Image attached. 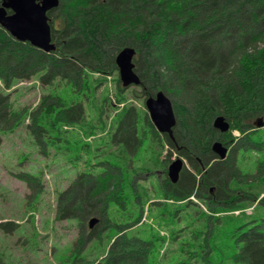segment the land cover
Listing matches in <instances>:
<instances>
[{
    "label": "trees",
    "instance_id": "1",
    "mask_svg": "<svg viewBox=\"0 0 264 264\" xmlns=\"http://www.w3.org/2000/svg\"><path fill=\"white\" fill-rule=\"evenodd\" d=\"M48 16L56 46L49 52L16 40L0 26V79L4 84L8 85L12 79L24 81L38 76L42 85L48 86L57 79L74 87L71 90L77 96L92 87L89 74L114 72L117 52L126 46L133 47L135 71L140 78L138 92L144 98L158 91L170 96L176 116L173 137L164 134L158 138L151 133L147 148L157 158L158 148L169 145L187 158L194 170L184 167L179 179L172 183L166 174L168 159L155 160L164 166L161 170L164 177L157 178L160 198L177 205L164 212L170 219L175 218L178 211L195 204L191 196L205 200L209 207L208 213L194 209L205 220L202 229L196 228L195 244L179 239L180 244L174 250L169 242L161 257L158 252L164 236L140 237L138 233L129 234L128 226L117 225L106 251L92 264H193L194 260L220 264L229 258L239 264H264V207L262 214L243 216L233 224H223L220 216H214L221 211L240 213L244 201L258 197L244 191V186L249 188L252 182L241 178L250 173L242 174L238 168L241 162L238 154L252 150L255 145L262 146L263 159L259 156L255 161L254 174L264 171V141L253 136V121L264 118V0H59ZM119 83L117 79L120 88ZM48 95L42 97L32 112L27 127L35 138L56 143L52 138L58 136L50 134L54 135V128L80 121L82 103L75 100L67 106L60 97L45 103L47 97L51 98ZM104 101L106 98L102 99L103 104ZM21 115L13 110L9 93L0 92V131L16 126ZM217 115H223L230 123L227 132L220 133L213 126ZM140 121L136 109L123 108L109 143L102 148L96 146L93 152L85 150L91 157L99 156V161H84L83 170L77 172L72 185L57 198V219L82 222L86 216L100 217L87 232L86 240L94 237L99 224L101 231L106 230L102 224L105 218L110 221V204L122 208L129 204V199L119 192L123 190V170L127 168L126 151L129 148L137 152L147 138L140 139ZM145 123L156 131L151 122ZM234 129L240 132L239 136L231 134ZM215 140L231 146L223 159L211 150ZM113 144L117 149H112ZM109 154L112 160L103 159ZM72 163L78 167L77 159ZM21 177L30 184L38 182L35 174ZM128 188L133 191L131 197L142 203L144 197L136 188L131 185ZM258 203L264 206V197ZM130 215H136L135 222L138 221L135 210ZM187 216L183 214L184 218ZM190 217L194 219L197 215ZM11 224L8 221L2 226ZM217 224L222 226L221 233L217 228L214 230ZM187 226L169 232L171 237L178 236ZM220 235L226 236L228 250L234 248L229 258H218L213 249ZM79 244L77 252L83 249V242ZM175 251H179L178 256Z\"/></svg>",
    "mask_w": 264,
    "mask_h": 264
},
{
    "label": "rangeland",
    "instance_id": "2",
    "mask_svg": "<svg viewBox=\"0 0 264 264\" xmlns=\"http://www.w3.org/2000/svg\"><path fill=\"white\" fill-rule=\"evenodd\" d=\"M117 79H119L117 69L114 72L111 71L109 75L91 73L89 81L92 87L77 96L71 90L74 87L57 79L48 86L42 85L38 76L24 81L12 79L8 85H5L4 81L0 79V92L9 93L13 110L22 114L15 123L16 126L7 129L6 132L0 131V264H92L106 251L110 242L109 238L117 231V225L128 226L126 230L129 234L138 233L140 237L152 234L164 236V241L158 252V256L161 254V257H164L163 251L166 250L165 246L169 245V242L175 248L174 250H177L178 243L180 244L179 239H182V242L190 243V245L197 243L196 228L202 229L205 220L201 215L196 214L194 209L201 208L208 213V204H205L203 199L195 198V201L192 200L195 204H188L184 211H178L175 218L170 219L164 211L170 206L173 208L177 205L169 200L164 202L161 200L157 183L158 177L161 179L164 177L161 171L164 166L158 162L160 159H168L167 167L170 161L181 157L186 168L194 172L192 164L169 145L158 148V157L154 156L155 152L147 148L151 133L158 138L160 135L163 137L164 134L156 129V131L150 130L149 124L145 123L146 120L151 122V119L145 106V98L138 92L140 88L134 85L123 86L120 80L119 88ZM98 80L101 83L97 84ZM133 90L136 92L133 93ZM45 95L51 97H47L45 103L56 101V97H60L61 102L67 106L75 100L82 103L80 121L54 128L52 131L54 135L50 134L52 137L58 136L52 138L56 143H45L46 141L41 138H35L27 127L31 121L32 112L38 108ZM104 98L106 101L103 104L102 99ZM170 99L172 100L171 97ZM101 103L104 106H101ZM130 106L138 111L141 118L140 124H138L140 139H144L146 136L147 138L142 141L137 152H131L133 150L128 148L125 153L127 168L123 170V190L119 193L129 199V204L126 208L110 204L108 210L110 221L104 217L105 224H102V226L105 225L106 230L101 231L99 224L94 230V237L86 240V234L90 230L87 222L91 217L99 219L100 217L97 215L86 216L82 222L69 218L57 219L55 216L57 198L62 190L68 189L72 185L77 178V172L83 170L84 161H99V156L91 157L85 150L93 152L96 146L102 148L109 143L118 115L123 108ZM142 125L146 127V131H143ZM254 131L253 136L264 141V126L255 128ZM231 134L239 136L240 132L234 129ZM46 136L48 137L49 133ZM228 147L229 152L231 146ZM112 149H117L116 144L112 145ZM251 149L243 154L241 152L238 154V160L241 161L238 162V168L242 174L250 173V175L241 176L244 181L252 182L251 187L247 188L248 186L245 185V190H243L251 192L252 195L257 194L258 197L254 201L252 199L244 201L239 207L240 213L238 210H234L232 213L228 211L215 213L214 216H220L223 224L227 222L233 224L243 216L262 214L263 212L264 206L258 203V199L264 197V171L261 174H254L255 161L259 156L263 159V147L255 145ZM110 151L112 152V150ZM110 151L109 153H111ZM109 155H104L103 159L112 160L111 154ZM74 159H77L78 167L76 168L72 163ZM120 163H122L121 160ZM104 165L108 166V163ZM133 169L139 171L134 172ZM22 174H35L38 182L30 184L27 178L21 177ZM128 185L136 188L137 192L144 197L142 203L131 197L130 194L133 191L128 188ZM153 201H160V203ZM134 210L139 215L137 222H135L136 215H130V212ZM183 214L188 216L184 218ZM190 214L197 215V217L192 219ZM8 221L13 224L2 226L4 222ZM186 224L189 226L183 232H178V234L180 233L179 237L175 234H173L174 238L171 237L169 232L172 230L176 232L177 228H183ZM108 225H110L109 228L106 227ZM216 228L221 233L222 226L217 224L214 230ZM213 233L214 231H212ZM220 236L222 237L216 241L217 246L213 245V249L218 252V258H229L234 248L231 247V250H228L226 236ZM191 237L194 239L192 240ZM80 241L83 242V249L77 252ZM175 252V255L178 256L179 251ZM194 261L193 264H201L200 261ZM220 264L239 263L229 258Z\"/></svg>",
    "mask_w": 264,
    "mask_h": 264
},
{
    "label": "water",
    "instance_id": "3",
    "mask_svg": "<svg viewBox=\"0 0 264 264\" xmlns=\"http://www.w3.org/2000/svg\"><path fill=\"white\" fill-rule=\"evenodd\" d=\"M58 2L59 0H1L0 26L18 41L29 42L45 52L54 50L55 43L52 42L48 12L54 9ZM134 54L135 49L126 46L120 49L115 57L119 79L124 86L140 84L139 75L132 61ZM144 102L154 127L159 132L172 136L176 117L170 98L162 91H158L154 96H148ZM253 124L257 128L262 127L263 117L256 118ZM213 126L218 132L224 133L229 130L230 123L223 115H217L213 119ZM211 150L219 159H223L228 148L221 141L215 140L212 142ZM182 166L181 158H176L169 164L167 174L172 182L179 179ZM98 221L99 218L91 217L88 226L92 228Z\"/></svg>",
    "mask_w": 264,
    "mask_h": 264
},
{
    "label": "bare ground",
    "instance_id": "4",
    "mask_svg": "<svg viewBox=\"0 0 264 264\" xmlns=\"http://www.w3.org/2000/svg\"><path fill=\"white\" fill-rule=\"evenodd\" d=\"M151 226V225H150Z\"/></svg>",
    "mask_w": 264,
    "mask_h": 264
}]
</instances>
